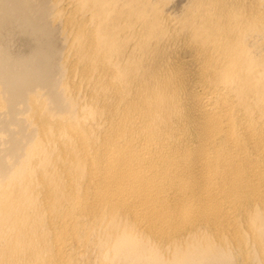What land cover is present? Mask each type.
I'll return each instance as SVG.
<instances>
[{
	"label": "bare ground",
	"instance_id": "6f19581e",
	"mask_svg": "<svg viewBox=\"0 0 264 264\" xmlns=\"http://www.w3.org/2000/svg\"><path fill=\"white\" fill-rule=\"evenodd\" d=\"M0 264H264V0H0Z\"/></svg>",
	"mask_w": 264,
	"mask_h": 264
}]
</instances>
